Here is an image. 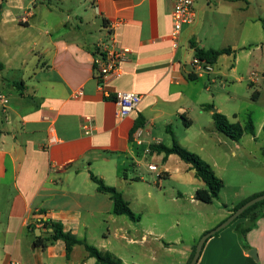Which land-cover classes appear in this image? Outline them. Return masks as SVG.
<instances>
[{
	"label": "crops",
	"instance_id": "0c3cea01",
	"mask_svg": "<svg viewBox=\"0 0 264 264\" xmlns=\"http://www.w3.org/2000/svg\"><path fill=\"white\" fill-rule=\"evenodd\" d=\"M174 4L0 0V95L8 100L0 101V264H96L84 245L74 246L68 257L64 241L47 242L53 229L45 221L62 225L123 264H190L194 245L184 244L181 236L168 239L173 225L163 224L158 199H150L152 189L146 190L147 200L141 189L133 198L127 193L139 184L151 188L145 173L157 175L161 187L162 178L192 170L176 155L165 159L163 153L150 151L152 145L171 147L169 130L215 169L209 142L215 138L220 148L226 137L217 132L212 112L203 109L210 99L204 97L208 83L203 91L196 82L207 75L208 82L216 83L212 72L239 83L249 75L252 87L261 81L264 86V0H196V22L184 28L178 48L170 38ZM111 28L118 47L130 53L121 74L100 86L98 45ZM193 45L231 48L234 53L222 55L211 72L202 73L194 63ZM223 57L231 61L224 76L219 65ZM190 74L198 79L190 80ZM118 92L142 95L139 107L124 119L117 118L116 103L107 97ZM87 117L93 124L90 135L83 128ZM174 126L184 130L183 140ZM259 136V130L254 136L245 134L237 148L256 159L244 140L256 142ZM92 174L122 192L141 219L114 214L113 201L98 191ZM196 178L179 176L191 188L193 201L196 191L204 189ZM263 193L264 185L240 203ZM237 205L225 209L218 225ZM246 221L210 238L198 264H264V217L242 240L235 227ZM208 231L203 228L201 237ZM39 239L47 246H38ZM118 239L124 243L120 252L113 244ZM251 250H256L257 260Z\"/></svg>",
	"mask_w": 264,
	"mask_h": 264
},
{
	"label": "rangeland",
	"instance_id": "374dc122",
	"mask_svg": "<svg viewBox=\"0 0 264 264\" xmlns=\"http://www.w3.org/2000/svg\"><path fill=\"white\" fill-rule=\"evenodd\" d=\"M220 46L216 45L215 48H220ZM230 62V58L228 57H223L219 61L223 76L224 74H228ZM214 78L217 79L216 83L208 82L209 78L206 75L204 78L197 80L196 85L203 88L204 91V84L205 82L208 83L210 91H204V97L210 99H207L206 104L214 105V110L220 109L221 111L219 112L226 115L230 121H241L243 124L252 119L256 131H260V136L256 142H246L249 139L246 138L244 144L256 159L249 157L241 148L238 149L237 143L228 140L226 136L224 138L226 143H221L219 145L220 148L216 147L215 138L209 142L208 153H211L216 161L215 169L211 166L217 176L224 181L225 185L220 198L212 204L193 201L191 198V188L184 186L180 182L179 176L181 175L195 181V171L189 164L192 169L191 171H175L172 177L162 178L161 187L156 184L157 175L145 173L144 176L148 184L151 185V188H147L144 184H139L127 193L129 198H133L132 195L136 193V189H141V192L144 191L145 193L144 199L147 200L149 197L146 195V190L152 189L153 195L150 199H158L161 209V219L165 221L163 224L167 226L173 225L170 231L172 235L168 233V239L181 236L184 244H192L194 247L197 246L201 238V230L203 228L213 230V228L219 226L218 224L223 220L224 215H226V208H231L233 204H240L244 196L250 195L251 192L264 185V131L261 130V121H264L263 83L261 81V86L252 87L249 75H245L244 81L239 83L234 82L235 78H218L217 75L215 76L211 72V79L214 80ZM229 82L234 83V86L230 89L231 83ZM256 90L260 91V96L255 93ZM232 96L233 98H231ZM196 129L198 128H194L193 132L197 131ZM174 130L177 131V137L183 140L185 137L184 130H178L176 126H174ZM233 152H235V155ZM130 176H132V173H130ZM196 179L199 183V188H206L200 179ZM236 192L240 194L238 197H235ZM145 219L147 221V218ZM113 244L118 252L124 247V243L120 239L114 240Z\"/></svg>",
	"mask_w": 264,
	"mask_h": 264
},
{
	"label": "trees",
	"instance_id": "16d2710c",
	"mask_svg": "<svg viewBox=\"0 0 264 264\" xmlns=\"http://www.w3.org/2000/svg\"><path fill=\"white\" fill-rule=\"evenodd\" d=\"M193 48L195 49V59L202 63L210 65L216 64L222 55L234 53L231 48L204 50L197 47L196 45H193ZM188 78L192 81H196L198 79L197 75L194 74H190ZM203 109L212 112V118L217 132L223 134L232 141H240L245 134H250L253 136L256 134V128L252 119H249L243 124L239 122L233 123L229 120L226 115L222 114L217 110H214V105L212 104L204 105ZM190 124L191 121H185L186 126H190ZM138 127L139 125L136 128ZM169 132L173 137L172 146L166 147L164 145H152L150 147V151L163 153L165 155V159H167L170 155H176L182 161L191 165L192 169L195 171L196 177L200 179L206 186V188L199 189L196 191L194 199L205 204L214 203L215 200L220 198V194L222 192V189L224 188V181L217 176L212 166L208 162H206L197 153L191 152L185 147H183L176 139L174 133L171 130H169ZM91 177L92 180L96 183L98 191L110 196L111 200L113 201L114 214L119 216H127L132 221H139L141 219L139 215L135 214L132 211L129 203L124 199L122 192H120L115 187L108 186L103 179L96 177L93 174L91 175ZM260 195H264V193ZM256 197H258V195L253 198ZM253 198L247 199L235 206L232 209V213L237 211L241 206H243L245 203H247ZM262 217H264V200L246 209L243 214L232 223H237L241 219H247L245 223L237 224L235 227L236 232L240 236V239L244 240L246 234ZM44 224L46 228L53 229V232L46 239V241L51 243L56 242L58 240L64 241L66 244V251L68 257L71 254L74 246L84 245L90 257L95 258L96 264H123L122 260L116 257L114 254L110 252L101 251L97 247L90 245L87 241L78 239L72 233L65 231L62 225L51 221H45ZM217 234H215L214 236H216ZM36 243L38 246H47V243L43 242L42 239L37 240ZM195 251L196 246L193 249L190 262L193 259Z\"/></svg>",
	"mask_w": 264,
	"mask_h": 264
},
{
	"label": "built area",
	"instance_id": "2783aa9c",
	"mask_svg": "<svg viewBox=\"0 0 264 264\" xmlns=\"http://www.w3.org/2000/svg\"><path fill=\"white\" fill-rule=\"evenodd\" d=\"M171 17L173 27L170 38L172 40V45L178 48L184 28L196 22V0H175ZM98 47L101 56L96 61L97 77L100 86H103L109 77L121 74L122 64L127 59L130 51L118 47L116 35L112 28L100 41ZM194 63L202 73L212 71V66L210 64L202 63L196 59ZM107 97L115 101L117 106L116 116L119 119H124L129 116L142 102V95L134 92H118L113 97L110 95H107ZM0 101L5 103L8 102L2 95H0ZM83 128L86 135L92 133L93 124L90 117L86 118V123ZM149 169L155 171L156 166L150 165Z\"/></svg>",
	"mask_w": 264,
	"mask_h": 264
},
{
	"label": "water",
	"instance_id": "95a60500",
	"mask_svg": "<svg viewBox=\"0 0 264 264\" xmlns=\"http://www.w3.org/2000/svg\"><path fill=\"white\" fill-rule=\"evenodd\" d=\"M262 200H264V195H260V196H258L256 198L251 199L250 201L245 203L243 206H241L237 211L232 213L219 226H217L213 230H210V231L206 232L204 235H202V237L200 238V240H199V242H198V244L196 246V251H195V254H194L193 259L191 260L190 264H198V261L200 259L202 250L204 248V245L208 241V239H210L211 237H213L215 234L219 233L223 229L227 228L228 226H230L237 218H239L243 214V212L246 209H248L249 207L255 205L256 203H258V202H260ZM249 254L254 259H256V260L258 259L256 250H251Z\"/></svg>",
	"mask_w": 264,
	"mask_h": 264
}]
</instances>
